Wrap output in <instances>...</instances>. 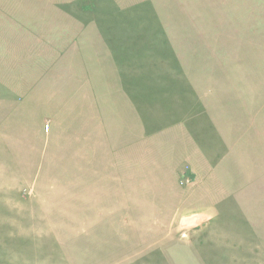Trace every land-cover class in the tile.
I'll return each instance as SVG.
<instances>
[{"label": "rangeland", "instance_id": "374dc122", "mask_svg": "<svg viewBox=\"0 0 264 264\" xmlns=\"http://www.w3.org/2000/svg\"><path fill=\"white\" fill-rule=\"evenodd\" d=\"M0 264H264V0H0Z\"/></svg>", "mask_w": 264, "mask_h": 264}]
</instances>
